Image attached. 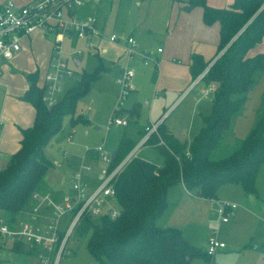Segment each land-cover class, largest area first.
Segmentation results:
<instances>
[{
	"label": "trees",
	"instance_id": "16d2710c",
	"mask_svg": "<svg viewBox=\"0 0 264 264\" xmlns=\"http://www.w3.org/2000/svg\"><path fill=\"white\" fill-rule=\"evenodd\" d=\"M189 3L203 9L206 24L220 25L214 57L206 61L193 54L191 63L192 78L196 80L214 61L199 81L204 87L215 86L212 112L203 117V126L188 149L165 120L158 124L144 145L162 155L163 166L134 156L113 178L115 198L121 207L117 217L112 219L106 214L95 220L85 215L81 219L76 230L82 235L91 233L88 249L100 264H190L195 258L209 260L211 256L186 240L180 229L157 224L168 205L167 191L172 185L182 182L190 191L199 188L201 197L212 200L222 186L238 184L246 195L262 199L256 183L264 167V110L248 135L236 139L229 154H214L233 136L234 121L244 109L255 74L264 70V53L249 55L264 38V0H234L224 8L212 7L207 0ZM105 69L99 58L94 72L83 71L51 107L43 100L45 91L39 87L38 72L26 76L29 89L24 100L34 107L35 119L30 128L22 130L20 149L0 171V222L13 228L19 218L33 211V195L41 190L44 176L54 167L46 155L49 143L61 132L67 115H71L72 127L86 122L82 114H76L79 101ZM130 115H138V109L133 108ZM134 147V140L124 135L107 172L116 169ZM20 246L18 243L15 249L23 248ZM37 252V247H31L28 253Z\"/></svg>",
	"mask_w": 264,
	"mask_h": 264
},
{
	"label": "crops",
	"instance_id": "0c3cea01",
	"mask_svg": "<svg viewBox=\"0 0 264 264\" xmlns=\"http://www.w3.org/2000/svg\"><path fill=\"white\" fill-rule=\"evenodd\" d=\"M6 1L8 0H0V7L4 5ZM14 1L18 4H25L31 0ZM136 1L140 8H142L143 5H147L149 9L148 11L146 9H144V11L140 9L142 10V14L140 16L139 25L131 28L127 37L133 36L142 49L150 47L151 45H155V42L160 41V39L162 40V53H157V50H151L153 53L155 52L154 56L162 60L161 66H158L159 68L157 66L152 67L153 71H151V80L154 82L155 86L158 87L156 90L161 89L165 91V81L169 78L175 80L179 79L181 81L179 85L181 86V89H183V93L176 100V104L182 100L190 90L192 91L198 88L199 91L202 92V90L205 88H211L213 85L204 87L200 85V82L197 81L198 78L196 80L192 78L191 63L193 54H199L203 56L206 61L214 57L220 40L219 23H214L211 25L206 24L203 20V9L201 7H192L189 3V0ZM207 2L212 7L224 8L232 4L234 0H207ZM120 3H122V0H99L96 3H89L85 5L77 12L78 15L82 17L94 16L97 18V20L99 19L101 23L102 21L100 16L103 15L105 20L107 18L106 16H108L110 12L111 18L113 16L114 19H117ZM144 19L145 21H143ZM99 20L98 27L100 28ZM103 24L104 22H102L101 25ZM90 39L91 38H73L67 39L66 42L69 43L71 48L74 49L75 44L80 40H85L86 46L89 47ZM120 45L122 46V43ZM122 48L124 49L123 46ZM53 50V39L36 33L29 39L24 40L19 54L11 62H7L4 65L3 74L0 76V171L7 167L12 155H14L20 149L22 130L30 128L33 125L35 119L34 107L31 103L24 100V95L29 89V82L26 76L38 72V84L40 86L43 83L44 76L50 69ZM258 53H264V38L260 44H258L249 52V55L253 56ZM137 57L138 59L135 62L138 72H140L142 60L139 56ZM74 60L80 61L78 58H75ZM74 60L73 64L75 67H79L82 62L80 61V65L76 66ZM144 66L149 65L144 64ZM158 70L161 71V75L166 80L160 81V76H157ZM61 90L59 92H61ZM67 90L64 92V94L67 92ZM133 91L137 93L139 92L138 88H134ZM157 93L158 92L156 91L154 94L155 98H157ZM209 95L211 97L210 101L212 105V93ZM57 100L60 99L57 98ZM133 103V105L126 108L129 115L133 108H137L139 114V102L135 100ZM145 107H147V102L145 103ZM244 112L245 111L243 110V114ZM243 114L238 116L234 121L232 128L233 134L236 128V122L243 116ZM163 116L164 114L153 123L158 122L160 124L163 120H165V118L162 119ZM123 118L128 121V125L117 126L128 127L130 121L127 117ZM152 124L147 125L145 128H143V130L137 129L136 135L124 130L125 132L122 134L121 138L126 135L135 142V147L128 154V156L132 153H135V156L150 161L139 154L140 150H142L144 147H151L142 143L143 136H140V133L146 132L147 127ZM71 134L72 132L69 133L67 139L70 137V140H72ZM90 153V151L87 152V155ZM94 154L98 159L100 158V156L95 151ZM105 154L109 157L107 153ZM112 156H110L111 159ZM99 160L105 163L101 158ZM84 162L89 163L93 167L89 161ZM163 163L164 158L161 164H154L160 167L163 166ZM106 165V169H108V164L106 163ZM106 169L100 174V180L102 178L103 172L106 171ZM73 174L74 173L69 174L68 181L62 180L60 182H56V180H54L46 182L44 179L43 187L39 193L42 195H49L57 203H62L65 197L73 198L74 193L71 186ZM84 180L87 183L85 178ZM99 184L96 186L93 185L91 187L88 184V186L93 189ZM219 190L221 191L220 193L218 191L217 198L209 200L200 196L199 188H195L190 191L182 182L170 186L167 191L168 205L157 220L158 226L161 228L174 227L180 229L185 239L195 246L197 244L195 238L196 236L208 231L210 234L212 231L211 233H213L214 236H206V238L203 240L205 242L200 244L201 246H198L205 252L210 239L216 238L220 242L226 244L225 248L219 249L213 256L209 258V260L204 258H195L190 262V264H227L226 260L235 255L237 259L231 264H259L262 259V254L259 251V247H261L259 243L260 239H262V235L264 234L263 198L258 199L255 196L246 195L242 186L238 184H227L222 186ZM226 198L235 201L237 207L232 211L230 220L228 222H223L218 210L221 206V202H223L222 200ZM227 199L224 201H228ZM109 201L111 207H113V203H117V201L112 198H110ZM34 204H36L35 208H37L36 213L38 215L32 213L35 211L34 208L33 211L28 215H31V217L35 215L34 219L36 220L35 223L37 225H42L43 223L52 219V215L50 212H48V209L45 205H40V203L37 204V202H34ZM39 215H41V217L46 220L41 219ZM23 217L19 218V221H28L31 218L29 217L27 219H23ZM246 218L250 219L249 229L240 227ZM70 219L71 214H68L65 219H63V225L60 228L64 229L69 223ZM225 226L226 232L228 234V240H221L217 236V229L221 231V229ZM0 239L4 242H8L11 245H9V247H15L18 243H21L22 246L20 247H37L36 245H32V243H28L26 241H11L2 236H0ZM253 241L255 242V245L252 244Z\"/></svg>",
	"mask_w": 264,
	"mask_h": 264
},
{
	"label": "rangeland",
	"instance_id": "374dc122",
	"mask_svg": "<svg viewBox=\"0 0 264 264\" xmlns=\"http://www.w3.org/2000/svg\"><path fill=\"white\" fill-rule=\"evenodd\" d=\"M140 9L143 11L146 9L148 11L149 8L147 5H143V7L140 8L136 0H122L118 9L119 13L117 19H114L113 16L111 18V12L106 16L107 18L105 20L103 15L100 16L104 24L101 25L102 22L100 23L98 19L100 34L91 37L89 47L86 46L85 40L78 41L74 49L71 48L66 41V43H63V56L68 59V68L72 70V74L64 75L61 78L62 90L57 93L56 99L62 98L64 92L79 80L83 71L87 73L94 72L98 67L99 58L106 69L102 77L91 85L88 93L79 101L76 114H83L87 119L86 122H79L72 127L71 115H67L64 119L61 132L49 143L46 149V155L53 162L54 167L44 176L46 182L54 180H56V182L62 180L68 181L70 173L78 172L84 161H89L93 165V170L84 171L83 176L90 187L93 185L96 186L100 182V174L107 168V165L99 160L100 158H97L94 151L102 146L105 151L104 153H107L109 157L112 156L122 134L125 132L124 130L136 135L137 129L143 130V128L155 122L163 114L164 116L162 119L165 118V125L176 135L180 143L184 144L186 149H188L189 143L203 126L202 118L211 114L212 105L210 95H205L196 88L192 91L190 90L182 100L175 104L176 100L183 93V89H181L179 85L181 82L179 79L175 80L169 78L166 80L161 75V71L158 70L157 76H160V81L166 80V89L165 91L161 89L156 90L158 87L155 86L154 82L151 80V71H153L152 67H155V64L151 63L149 66H144L142 61L140 72H138L135 62L138 57L129 61L127 59V53L124 52L122 46L109 39L112 34H115L120 38L119 42L122 43L131 28L139 25L140 16L142 14V10ZM143 21H145V19ZM161 45L162 40L160 39V41L155 42V45H151L145 49L150 51L156 50V48L158 46L161 47ZM223 51L224 49L220 54ZM75 58H78L82 62L79 67H75L73 64ZM152 58L159 60L160 67L162 60L156 56H152ZM122 67L134 69L135 74L137 70L136 77L133 78L132 83L135 88H138L139 92H130L124 100L123 111H117L115 113L121 91L120 86L117 84V78ZM205 72L206 70L199 77L205 74ZM200 85L203 86L202 82H200ZM156 91L158 92L157 98L154 97ZM263 99L264 70L258 71L255 74L254 84L247 93L246 106L245 109H243L245 112L243 114L242 110L238 115L241 116V114H243L236 122L237 124L234 130L235 135L232 134V137L227 138L223 143L224 145L222 144L221 148L215 152L214 156H226L232 151L236 139H244L248 135L249 131L259 120L261 112L264 110ZM135 100L140 104L139 114L131 117L126 108L133 105V101ZM146 102L147 107H145ZM115 117H127L130 121L129 126L122 127L112 123L111 121ZM70 132H72V140L67 139ZM140 134V136H142V132ZM89 151L91 152L89 154L90 156L87 155ZM139 154L156 164H161L163 162L162 155L152 147H144L140 150ZM86 164L89 163L86 162ZM256 185L261 198L264 199V167L259 170ZM220 191L221 190H219V193ZM227 200L236 203L231 199ZM35 205L36 204H34V206ZM110 209L117 212L121 211V207L118 203H113V207L108 208V210ZM34 213L38 215L36 211H34ZM39 216L41 217V215ZM29 217H31V215L27 214L23 219ZM101 217L96 219L100 220ZM41 219L43 218L41 217ZM240 227L249 229L250 219L246 218ZM76 229L69 240H67L68 242L65 246L64 256L62 255L63 259L61 260V264H100V262L91 255L88 249L91 233L82 235L79 234ZM217 231L219 239L228 240L226 226L222 228L221 231L219 229H217ZM211 232L209 234L208 231L196 236V246H201L200 244L205 242L203 240L206 236H214ZM252 244L255 245V242L253 241ZM9 245L8 242H4L0 239V264H39L38 253H28L31 247H23L16 250L15 247H9ZM259 245L261 246L259 247V251L262 254V259L259 264H264V234L262 235V239H260ZM58 246L52 248L51 255L53 257L56 256L59 251L60 247ZM236 259L237 257L235 255L228 258L226 262L227 264H231L234 263Z\"/></svg>",
	"mask_w": 264,
	"mask_h": 264
},
{
	"label": "built area",
	"instance_id": "2783aa9c",
	"mask_svg": "<svg viewBox=\"0 0 264 264\" xmlns=\"http://www.w3.org/2000/svg\"><path fill=\"white\" fill-rule=\"evenodd\" d=\"M99 0H31L25 4H18L14 0H8L0 7V76L3 74L4 65L11 62L21 51L23 41L32 35L39 33L45 37H50L54 42V50L51 59L50 69L39 86L44 89V102L51 107L57 102L56 95L61 90V78L64 75H71L72 70L68 68V59L63 56V43L67 39H88L100 34L98 20L94 16L82 17L78 15V10L89 3H96ZM109 39L112 42L121 44L120 38L112 34ZM127 59L134 60L137 56L141 58L145 65L151 63L159 66V60L152 58L155 52L140 48L137 40L133 36L124 38L122 42ZM157 53H162L163 48L158 47ZM204 75V74H203ZM198 78V82L203 77ZM134 69L122 67L117 78L120 86L119 103L116 111H123V103L130 92L134 90L133 78ZM214 86L205 88L202 92L205 95L213 93ZM116 125L127 126L126 119L115 117L111 121ZM157 123H153L146 129L142 143H145L149 136L156 132ZM70 140V137L68 138ZM95 152L108 164L111 158L108 157L102 147ZM135 153L126 157L119 166L108 173L103 172L100 184L91 189L84 180V171H91L93 167L84 162L79 171L72 175L71 186L74 197H65L62 203L55 202L49 195H42L36 192L33 195L34 202L45 205L52 215V219L37 225L35 215L28 221H20L15 227L10 228L3 220L0 222V236L11 241H26L36 245L38 248L39 264H61L64 256L66 243L73 234L81 219L89 215L96 219L102 215L109 214L112 219L116 218L119 212L110 209L109 199L115 198V188L113 178L115 175L135 156ZM189 155V153H187ZM237 205L228 201L221 202L218 210L223 222H228L232 216V211ZM35 211L37 208L33 207ZM34 213V212H32ZM71 214V219L64 229L63 219ZM59 244V246H58ZM60 247L56 256H52V248ZM226 244L216 238L210 239L206 253L213 256L219 249L225 248ZM63 255V256H62Z\"/></svg>",
	"mask_w": 264,
	"mask_h": 264
},
{
	"label": "water",
	"instance_id": "95a60500",
	"mask_svg": "<svg viewBox=\"0 0 264 264\" xmlns=\"http://www.w3.org/2000/svg\"><path fill=\"white\" fill-rule=\"evenodd\" d=\"M224 53V51L217 57V58H219L222 54ZM74 62L76 63V66H79L80 65V61H78V60H74ZM214 62V61H213ZM213 62L209 65V67L207 68V70L210 68V66L213 64ZM206 70V71H207Z\"/></svg>",
	"mask_w": 264,
	"mask_h": 264
}]
</instances>
